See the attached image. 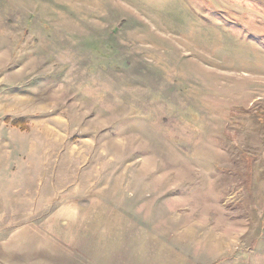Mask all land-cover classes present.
I'll return each instance as SVG.
<instances>
[{
    "label": "rangeland",
    "instance_id": "374dc122",
    "mask_svg": "<svg viewBox=\"0 0 264 264\" xmlns=\"http://www.w3.org/2000/svg\"><path fill=\"white\" fill-rule=\"evenodd\" d=\"M53 181L264 264V0H0V192Z\"/></svg>",
    "mask_w": 264,
    "mask_h": 264
},
{
    "label": "crops",
    "instance_id": "0c3cea01",
    "mask_svg": "<svg viewBox=\"0 0 264 264\" xmlns=\"http://www.w3.org/2000/svg\"><path fill=\"white\" fill-rule=\"evenodd\" d=\"M51 183H37L35 193L31 186L19 195L17 185L13 193L0 192V264H209L189 251L191 233H178L177 224L170 230L169 221L162 226L159 194L135 212L98 214Z\"/></svg>",
    "mask_w": 264,
    "mask_h": 264
},
{
    "label": "trees",
    "instance_id": "16d2710c",
    "mask_svg": "<svg viewBox=\"0 0 264 264\" xmlns=\"http://www.w3.org/2000/svg\"><path fill=\"white\" fill-rule=\"evenodd\" d=\"M4 121L9 122L10 125L14 128L17 127V128L22 129V130H24L26 128V125L23 123V120H21V119H18V120L5 119Z\"/></svg>",
    "mask_w": 264,
    "mask_h": 264
}]
</instances>
